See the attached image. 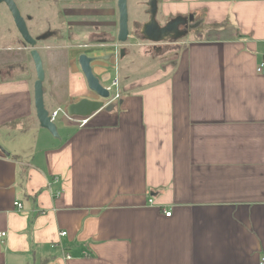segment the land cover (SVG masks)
<instances>
[{
    "label": "crops",
    "instance_id": "crops-1",
    "mask_svg": "<svg viewBox=\"0 0 264 264\" xmlns=\"http://www.w3.org/2000/svg\"><path fill=\"white\" fill-rule=\"evenodd\" d=\"M18 1L43 60L47 110L97 99L77 56L119 44L117 0L77 9L55 0V19L42 2L34 11V0ZM149 1L145 10L127 3L128 27L141 24L140 35ZM156 12L164 24L203 14L205 27L181 26L159 43L129 27L127 43L178 47L141 74L119 72V57L116 106L83 128L61 116L58 139L36 118L29 46L17 31L0 51V264H259L264 256V76L256 72L264 0H161ZM53 38L60 43L47 45Z\"/></svg>",
    "mask_w": 264,
    "mask_h": 264
},
{
    "label": "water",
    "instance_id": "water-1",
    "mask_svg": "<svg viewBox=\"0 0 264 264\" xmlns=\"http://www.w3.org/2000/svg\"><path fill=\"white\" fill-rule=\"evenodd\" d=\"M127 3L128 0H117V13H118V33L116 41L120 44L127 43L130 37V30L128 27V13H127ZM0 5H4L7 11L12 17L16 31H18L24 45L30 48V58L34 63V70L36 74V80L33 84V104L35 105L36 118L42 129H46L54 138H59L58 132H56L55 122L51 121L45 103L43 102V82L45 79L43 60H41L37 40L34 39L27 29L26 21L23 16H21L19 8L15 0H0ZM157 0H150L148 3V12L150 14L149 22L144 24L142 31L143 38L153 43H159L160 41L167 40L170 37L178 38L180 32L178 28L181 26H187L186 20H182L180 17H176L172 21L168 22L164 28L157 26L155 22V16L157 14ZM192 19L189 16L188 20ZM122 52L120 51V57H122ZM77 63L80 72L83 74L86 87L95 94L97 99L83 98L72 104L68 105L64 109V117L66 120L73 118H88L91 117L102 110L109 111L116 106V102H111L110 92L101 85L100 79L92 71V64L98 61H108L110 60L109 55H104L101 57H91L84 54L77 56ZM68 121V120H67ZM4 153L6 151L2 149ZM7 154V153H6Z\"/></svg>",
    "mask_w": 264,
    "mask_h": 264
},
{
    "label": "rangeland",
    "instance_id": "rangeland-1",
    "mask_svg": "<svg viewBox=\"0 0 264 264\" xmlns=\"http://www.w3.org/2000/svg\"><path fill=\"white\" fill-rule=\"evenodd\" d=\"M55 0H34V6L32 8V10H37L38 6L40 5V2H42L45 14L51 15V18L55 19L54 17H56V15H58V7L57 5H55ZM60 3L64 4L66 1L68 2V6L73 7V8H80V7H84L85 5H91L92 2H94V0H58ZM101 1V0H98ZM106 0H104L105 2ZM112 1L115 0H110V3H112ZM130 4L132 5L133 3H139V1L142 3L141 5H143L142 10H145L146 7V3L148 0H129ZM15 2H17L18 7L21 6V2L22 1H18L15 0ZM38 3V4H37ZM55 5V6H54ZM108 5V4H107ZM21 8V7H20ZM61 9V8H60ZM32 12V11H31ZM57 18V17H56ZM159 18V17H158ZM182 18V20H186L188 22V18L186 17H180ZM192 18H194V16H192ZM150 20V19H149ZM158 23L156 22L157 26L164 28L166 24H164L163 22L159 23V19H157ZM58 22V21H57ZM56 22V23H57ZM149 22V21H148ZM186 22V24H187ZM34 21V25H38L39 23H41V21ZM56 23H52V24H48V22L45 24V28H53L56 27ZM131 24H129L130 27ZM50 26V27H49ZM133 29V27H132ZM130 27V30H132ZM185 29L184 27H179L178 31L179 32H183ZM186 31V29H185ZM16 29L14 26V22L12 20V17H10L7 8L4 5H0V51H3V49L6 46H10L11 48L13 47L11 44L13 43L11 40L13 38V36L16 33ZM38 32V29H37ZM57 38H53V39H49L47 40V45L49 46H56L58 43H60V41H56ZM181 40V39H180ZM179 40V41H180ZM14 45V44H13ZM124 45L123 44V49L120 48V51L122 52V54H124V60L123 63L121 64L120 68H119V72H121V68L123 67L124 69L127 68L128 70L131 69L133 72L135 71V74H141V73H145V71L148 70H153V68H156L157 65H159V61L156 60H162L160 57H162L163 55H165V58H168L170 56V52L171 50H175L178 45L174 44V43H160L157 46H149L148 44H144V46H136V41H128L127 43V47L126 49H124ZM122 47V46H121ZM157 49V50H155ZM44 49H42L43 51ZM45 51V50H44ZM126 51L128 52V54H125ZM3 53V52H0ZM147 55V57H152L155 59V61H153L152 63L149 64V62L142 60L141 58H145ZM118 57H120V53L118 54ZM164 57V56H163ZM61 58V57H59ZM121 58V57H120ZM119 58V59H120ZM64 59V58H63ZM118 59V60H119ZM3 60V54H1L0 57V61L2 62ZM65 60V59H64ZM143 61V62H142ZM147 62V63H146ZM163 63V62H160ZM108 72V81L104 82L103 84L105 86H109L110 82L113 80L114 78V72L112 70V67L107 69ZM116 93V89H112L110 91V95L113 96ZM61 114L58 118V120L56 121L55 125H59L60 121L62 120L61 118ZM19 134H15V137L11 138L9 137L7 141H12L15 142L18 138H19Z\"/></svg>",
    "mask_w": 264,
    "mask_h": 264
},
{
    "label": "built area",
    "instance_id": "built-area-1",
    "mask_svg": "<svg viewBox=\"0 0 264 264\" xmlns=\"http://www.w3.org/2000/svg\"><path fill=\"white\" fill-rule=\"evenodd\" d=\"M121 45L122 44H115L114 46H110V49H111V52L108 53V55H110L111 57V61L112 63H110L108 66L107 65H104L102 66L103 70H102V73L101 75L97 76L99 79H100V82H101V85L103 87H105L109 92L114 88L116 89V93L111 97L110 101L111 102H114V101H117V99L119 98L120 96V93H119V86H118V78L117 76L115 75L113 80L110 82V85L109 86H105L103 83L108 81V77H107V73L106 70L110 67H112V69L114 70L115 74L117 73L116 70H117V66H118V54L120 53V48H121ZM102 47V48H105L106 50L108 49L107 46H105L104 44H100L99 48ZM257 69H256V72L258 75L260 76H264V57L262 58V60L257 64ZM111 96V95H110ZM62 115L63 117H66L65 114H64V109L63 108H58L57 110H54L52 112H49L48 115L49 117L51 118V121L52 122H55L57 117L59 115ZM90 119L91 117H88V118H85V119H82V118H73V119H67L69 122L71 123H75L79 128H83V127H86L88 125V123L90 122ZM58 180L57 177H55L54 179V182H56ZM61 195V191L60 192H55V194L53 195V197L57 198L58 196ZM15 207H17L18 209H21V204L19 202L15 203L14 204ZM170 212H165L164 213V216H170ZM5 235V232L4 233H1L0 237H4ZM61 237H63V235H65V232H62L59 234ZM259 264H264V256L261 257L260 261H259Z\"/></svg>",
    "mask_w": 264,
    "mask_h": 264
},
{
    "label": "trees",
    "instance_id": "trees-1",
    "mask_svg": "<svg viewBox=\"0 0 264 264\" xmlns=\"http://www.w3.org/2000/svg\"><path fill=\"white\" fill-rule=\"evenodd\" d=\"M159 3H161V0H157V6L159 5ZM192 16H194V15H192ZM188 17L189 16H187V18ZM186 25H187L186 30L188 32H193L194 34H199L202 31V29L205 27L203 14L198 15V16H194V18L189 19ZM141 28H142L141 24H138V23L134 24V26H133L134 36L139 40H141V35L139 32L141 30ZM62 56H64V55L62 54Z\"/></svg>",
    "mask_w": 264,
    "mask_h": 264
},
{
    "label": "flooded vegetation",
    "instance_id": "flooded-vegetation-1",
    "mask_svg": "<svg viewBox=\"0 0 264 264\" xmlns=\"http://www.w3.org/2000/svg\"><path fill=\"white\" fill-rule=\"evenodd\" d=\"M106 55H108V54H106ZM110 56V55H109ZM111 59V58H110ZM95 63V62H94Z\"/></svg>",
    "mask_w": 264,
    "mask_h": 264
}]
</instances>
